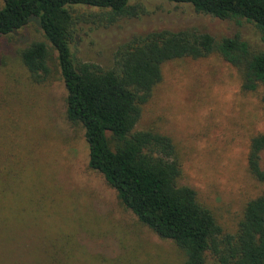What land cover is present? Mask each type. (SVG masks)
<instances>
[{"label":"rangeland","instance_id":"obj_1","mask_svg":"<svg viewBox=\"0 0 264 264\" xmlns=\"http://www.w3.org/2000/svg\"><path fill=\"white\" fill-rule=\"evenodd\" d=\"M129 4L135 15L110 24L90 17L99 14L95 9L76 8L73 60L108 68L132 36L182 29L216 41L237 35L250 52H264V34L244 20L164 0ZM32 42L48 50L43 82L33 81L20 61ZM134 130L170 139L178 185L192 189L221 232L233 235L245 204L264 190L246 164L250 140L264 134L262 87L243 89L241 69L216 53L165 62ZM258 165L264 169V149ZM0 264H183L174 244L140 224L87 167L81 126L65 116L55 53L33 22L0 36Z\"/></svg>","mask_w":264,"mask_h":264},{"label":"trees","instance_id":"obj_2","mask_svg":"<svg viewBox=\"0 0 264 264\" xmlns=\"http://www.w3.org/2000/svg\"><path fill=\"white\" fill-rule=\"evenodd\" d=\"M0 36L35 23L55 53L65 90V116L79 124L87 149V167L99 173L120 204L154 235L182 254L183 264H264V190L249 200L233 235L223 234L195 193L179 186L180 165L170 139L134 130L141 107L161 80V66L179 59L218 54L241 69L242 88L264 91V52H250L237 35L213 39L195 29L152 31L119 45L108 68L73 60L69 44L79 21L76 8L95 9L101 23L135 15V0H0ZM188 4L194 12L225 20L241 19L264 34V0H164ZM44 43L32 42L20 61L35 82L49 76ZM108 135V136H107ZM264 134L249 142V173L264 185L258 165Z\"/></svg>","mask_w":264,"mask_h":264}]
</instances>
